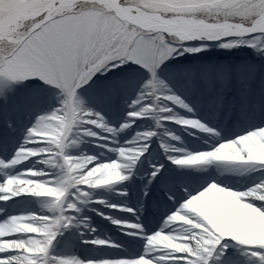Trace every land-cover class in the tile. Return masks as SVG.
Segmentation results:
<instances>
[{"label":"snow or ice","instance_id":"snow-or-ice-1","mask_svg":"<svg viewBox=\"0 0 264 264\" xmlns=\"http://www.w3.org/2000/svg\"><path fill=\"white\" fill-rule=\"evenodd\" d=\"M0 264H264V0H0Z\"/></svg>","mask_w":264,"mask_h":264},{"label":"bare ground","instance_id":"bare-ground-1","mask_svg":"<svg viewBox=\"0 0 264 264\" xmlns=\"http://www.w3.org/2000/svg\"><path fill=\"white\" fill-rule=\"evenodd\" d=\"M113 211H115V210H113Z\"/></svg>","mask_w":264,"mask_h":264}]
</instances>
